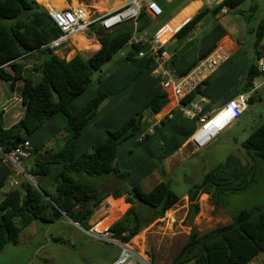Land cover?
Masks as SVG:
<instances>
[{
    "label": "trees",
    "instance_id": "1",
    "mask_svg": "<svg viewBox=\"0 0 264 264\" xmlns=\"http://www.w3.org/2000/svg\"><path fill=\"white\" fill-rule=\"evenodd\" d=\"M35 1H41L43 5L53 2ZM35 1L0 0V81L8 83L11 89L21 85L22 109L20 118L8 127L0 113V156L28 141L32 147L30 157L35 154L28 174L36 177L39 189L24 180L18 187L9 188L4 194L0 201V251L9 244L16 245L23 231L35 221L53 224L67 217L80 228L89 229L87 221L91 211L102 204L104 195L98 185L96 187L87 183L84 177L109 176L123 182L128 179L130 182L131 179L130 190L126 189V200L143 207V214L131 208L109 227L112 237L130 246V240L147 224L163 218L181 199L164 181L166 172L162 163L177 151L185 137L175 139L173 134L165 136L169 129L162 122L151 133L146 132L143 125L146 112L155 116L168 100L159 86V78L152 75L155 67L152 60L147 55L135 58L139 52L146 51L142 45L128 47V52L118 64L117 72L115 70L103 81L98 78L95 91L87 94L88 86L93 83V75L126 47L133 33L132 25L123 24L110 32L97 29L100 48L87 59L77 54L66 61L43 48L58 37L60 31ZM244 1L224 0L214 8L202 6L170 38L169 41L191 38L181 48V55L175 54L170 62V66L176 69L177 78L189 73L208 56L225 34V30L218 26L217 33L211 30L200 41V48L194 51L193 34L198 25L207 17H221L234 11ZM223 8H226V12L221 14ZM151 24L152 20L146 12H141L136 21L137 33L145 32ZM263 27L260 25L256 31L255 46L262 40ZM191 53L194 55L187 57ZM33 54L41 56L40 62L35 64L33 70L25 73L23 60ZM261 56H264L263 52H259L258 57ZM180 60H184L181 70L177 68ZM125 77H131V80L118 95L120 100L115 107L121 108L122 114L129 112L128 115L120 124H115L114 119L122 114L115 115L112 111L114 107L98 119L100 105L111 94L112 88H109L115 87ZM259 77L256 66L252 65L246 73L247 87L250 88ZM147 82L149 85L152 83L154 91L143 96L135 105L136 101L131 99L134 92L147 89ZM206 82L203 81L196 92L180 100L179 105L183 107L195 102L198 95L204 99L199 88ZM86 94L87 99L82 105L73 104ZM105 120L109 124L113 121L114 129L103 127ZM61 131L64 135L55 139L61 143L58 150H54L55 145L39 153L47 139ZM143 134L142 140L138 141ZM138 146L144 151L136 154L135 147ZM243 151L246 159L227 157L222 164L205 174L201 182L189 188L186 193L188 207L185 220L192 223L198 214L200 207L197 200L201 195H209L211 204L217 209L223 206L229 195L245 191L254 184L259 164L264 165V121L244 141ZM154 171H158L161 181L145 192L141 181ZM10 175L9 169L0 165V190L7 186ZM46 180H49L52 191L44 186ZM147 216V221L143 223L142 218ZM122 234L126 235L122 237ZM260 254L264 255V205L242 210L231 217L229 224L202 235L192 228L187 242L170 264H250Z\"/></svg>",
    "mask_w": 264,
    "mask_h": 264
},
{
    "label": "rangeland",
    "instance_id": "2",
    "mask_svg": "<svg viewBox=\"0 0 264 264\" xmlns=\"http://www.w3.org/2000/svg\"><path fill=\"white\" fill-rule=\"evenodd\" d=\"M124 1L125 0H63L62 8L71 4L73 6L78 4L91 14L106 13L119 8ZM182 1L183 0L172 1L166 6L167 10H165L164 14L155 20V23L157 22V27L162 26L168 21L175 13L176 7H180L179 5ZM260 1L261 0H245L234 11L214 21L210 17H207L205 21L203 20V22H201V28L208 22L210 26L221 24L230 32L233 38H237L243 37L241 36V32L243 31L241 27L245 26L249 30L252 29L250 30L251 33L247 31L242 38L243 43L247 46L249 41L256 39L255 32L259 26L264 25L262 9H260L257 4V2L260 3ZM36 3H38V1ZM39 3H41V1H39ZM41 4L39 5L42 7ZM260 4L264 7V3ZM43 6L46 9L52 8L51 4H44ZM193 8L194 7L191 9ZM191 9L183 12L181 16L167 24L161 31L162 35L168 37L177 31L191 16L193 12H191ZM231 28H233V30ZM89 32L90 31H85L83 35L89 37ZM201 32L194 34V44H200ZM128 50L127 46L123 48L102 67L100 72L93 75V83L88 86L87 94L95 91L98 78L103 81L117 69V63L121 61V53H127ZM76 53H79L83 59H87L93 52L79 50L71 40L65 49L58 51L57 55L62 59H70ZM130 80L131 77H125L115 87L109 88H112L111 94L100 105L98 109V119H101V117L111 109L112 105L120 100L118 95L126 89ZM256 82H260V79H256ZM20 88L21 87H15L11 89L8 83L0 81V111H4L3 118L6 127L12 123L11 119L13 112H15L13 121L19 119L22 114L20 103H18L20 99ZM87 94L76 99L73 104L82 105L84 100L87 99ZM255 94L256 95L252 97L251 101L247 103L248 109H246V113L239 118L238 125L233 129L224 132L215 141L199 151H194L192 146L189 145L187 150H184L183 155L180 154L178 156V154H175L173 157L163 161L162 166L166 172L164 181L169 184L170 189L175 192L178 197H181V199L164 214L163 218L147 224L130 240V246L134 253L140 258L143 259L144 257L150 264H170L172 258L179 253L183 245L187 242L188 235L192 228H194L199 235H202L217 227L229 224L231 222V217L242 210H250L254 207L264 205V165L259 164L255 182L250 188L229 195L223 206L217 209L211 204L209 195H201L197 200L200 207L198 214L193 219L192 223L185 220L188 207L186 193L189 188L201 182L205 174L212 171L219 164H222L227 157L234 156L242 160L246 159L243 151V143L248 134L244 133L247 129L243 131L245 127L243 126V128H241L239 124L243 122V120L253 119L255 127L259 122L264 121V91L258 90ZM14 108L15 111H13ZM128 113L129 112L125 111L119 118H115L114 123L120 124V121H122ZM159 116L160 113L156 114L155 118L158 119ZM150 120V123L145 121L143 124L144 127L147 126V129L156 122V120ZM112 123L113 121H110L109 124V122L105 120V126L103 127L112 130L114 129L112 128L114 126ZM44 130L46 131L47 129L44 127ZM62 135H64L63 131L53 138L49 137L44 143V146L40 148L39 153L55 145L57 146L54 150H58L61 143L59 144V141L55 139ZM231 138L235 139V141L233 142ZM135 148L136 154L144 151L141 146ZM28 159L22 163L23 168L26 165H33V158ZM0 162V165H3L2 157ZM105 178L84 177L87 183L93 184L96 187L98 185L100 192L104 195L102 204L97 208V220L98 217H103L105 214L110 213L111 215L106 219L109 223L108 226H110L121 219L131 208H135L138 213L143 214L142 206H139L138 203L132 204L126 200L128 198L126 189L130 190L131 179L130 182L128 181L129 179L127 180L128 182H123L115 177H111V179ZM18 181L20 183L23 182V177L18 178ZM160 181L161 176L158 171H154L141 181V187L145 192H148L151 187ZM39 183H41V181H39ZM8 187L9 186H4V188L0 190V201L4 197ZM147 218L148 216L143 217L142 222L145 223ZM91 219L92 218L89 217L87 223ZM34 223L39 228L35 237L30 240L19 241L17 245L20 244V246L17 249L14 248L12 244L7 245L0 251V264H111L119 256L120 247L118 245L103 241L99 236H97V239H93L86 235L82 231L84 229L81 230L79 226L74 225L76 227L75 229L72 226L67 227L66 222L53 225H45L38 221ZM32 229L33 228L29 227L27 232H30ZM45 230L47 231L45 232ZM111 240L116 239L112 237ZM39 247L42 248L33 254ZM138 256L135 257V262L143 264ZM250 264H264V255L260 254Z\"/></svg>",
    "mask_w": 264,
    "mask_h": 264
},
{
    "label": "built area",
    "instance_id": "3",
    "mask_svg": "<svg viewBox=\"0 0 264 264\" xmlns=\"http://www.w3.org/2000/svg\"><path fill=\"white\" fill-rule=\"evenodd\" d=\"M200 1L205 8H214L222 4L224 0ZM143 11L152 18H158L162 16L163 13L161 8L151 0H130L118 9L97 14H91L80 6L62 9L49 8L46 13L58 28L60 34L58 37L45 44L43 48L52 52L63 50L68 46L72 35L83 34V32L89 30L93 25H97L104 32L113 31L123 24L132 25L133 33L126 46H150L146 51L139 52L135 58H142L144 55H147L152 60L155 66L152 75L159 78L161 90L167 97L172 96L177 100L176 107L181 111L183 117L197 121L198 127L190 136L189 143L194 150L199 151L208 146L219 133L229 127L246 111L247 100L244 95L240 94L234 99L222 104L214 112L207 114H204L202 111V104H204V99L202 97L197 96L198 99L195 102L189 103L187 106H180V100L188 94L196 92L198 86L212 75L219 66L228 60L229 55L221 50H214L203 58L189 73L183 77L177 78L174 70L172 68H167V56L166 53L162 51V48L169 42V37L166 40H162L156 36L148 37L145 34L137 33L136 21ZM225 12L226 8L220 11L221 14ZM256 68L260 74V82H256V80L252 82L250 87L251 94L258 90L264 91V56L258 59ZM158 124L159 121L154 122L149 127V131L157 127ZM143 137L144 134L141 135L138 141H141ZM31 150L32 147L29 142L24 141L18 144L9 153H4L2 155V164L9 169L11 174L8 182L9 188L13 189L18 187V178L20 177H23L27 183L36 184V177L28 174V168L22 167V163L30 157ZM110 226L103 231L97 229V224L90 229L82 230L81 228V230L93 239H97V236H99L101 240L114 243L120 247L118 259L113 264L139 263L135 262V257L137 255L134 253L132 247L121 244L117 240H111L113 234L109 231ZM125 235L126 234H122V237Z\"/></svg>",
    "mask_w": 264,
    "mask_h": 264
},
{
    "label": "crops",
    "instance_id": "4",
    "mask_svg": "<svg viewBox=\"0 0 264 264\" xmlns=\"http://www.w3.org/2000/svg\"><path fill=\"white\" fill-rule=\"evenodd\" d=\"M129 1L130 0H125L124 3H122L120 7L124 6ZM172 1H181V0H155L153 2L156 3L161 8V10L163 12L162 15H163L165 10H167L166 6L169 5ZM260 3H264V0H261ZM260 3L257 2V4L260 7V9H262V16L264 17V7ZM39 4H41V3H39ZM41 5H42V7L40 5L39 6L44 11L47 10L46 8H44L43 4H41ZM75 6H80V5L77 4ZM75 6H73L71 4V5L67 6V7H75ZM179 6L180 7H176L175 13L168 19V21H166V23H164L160 27H157V22L155 23V20L157 18H152L151 16H149L146 13L150 17V19L152 20V24L145 30V32H143L141 34L148 35L149 37H154V36L159 37V34H160L161 36H163L165 38V40L169 37L168 38V40H169L176 33V31L171 36L167 37V36L162 35V32H161L164 29V27L167 24H169L171 21H173L176 18H178L179 16H181V14L183 12H185L187 10H190L192 7H194L193 9H191V12L193 11L191 16L188 18V19H192L197 14V12L200 10V8L203 6V4L201 3L200 0H183L182 3H180ZM67 7H64V8H67ZM56 9H62V8H56ZM210 18L214 21L217 18H219V15L216 18H212V17H210ZM218 26L221 28V30H225V34L218 40L214 50H221L223 52H226L229 55V58H228V60L225 63H223L221 66H219V68L212 75H210L206 79L207 82L205 83V85H203V86H201L199 88L200 92L204 96V104H202V111H203L204 114L214 112L222 104L226 103L227 101H229L231 99H234L236 96H238L240 94L245 96V99L247 100V103L250 102V99L254 95H256L255 94L256 92L253 93V94L250 93V88H248L247 85H246V73H247L248 69L252 65L256 66L258 59H260L262 57V56L258 57L259 52H263L264 53V27H263V30L261 31L262 40H261V42H260V44L258 46H255V42H256L255 40L256 39L249 41L247 46L243 43L242 38L245 36L247 31L249 33H251L250 30H252V29L249 30L245 26L241 27L242 30H243L241 32V36H243V37H237V38H233L230 35V32H228L225 29L224 25L215 24L214 26L213 25L210 26L209 22L206 23V25H203L202 28H201V25H198V27H197L196 31L194 32V34L200 33L202 31L201 32V37H200V41H201L202 38H204V36L207 35L211 30L214 31V33L216 34L217 33L216 30L218 29ZM97 29H100L97 25L92 26L89 30H87V31H90L89 32L90 33L89 37H86L83 34L72 35L70 41L72 40L73 44L76 46V43L78 41L77 37L81 36L87 41H91L93 43H97L98 44V48L96 50H92V52L94 53L100 48V44L97 41V36H98V30ZM231 29L233 30V28H231ZM153 30H155V31H153ZM194 34H193V37H194ZM255 36H256V32H255ZM190 40H191V38H187V39H184V40H172V41L168 42L162 48V51L165 52L166 56H167V63H166L167 68H172L174 70V72H175L176 69L173 66L172 67L170 66V62L172 61V58H173V56L175 54L176 55H181V48L185 45V43L189 42ZM145 47H146V50L150 48L149 45L148 46L145 45ZM192 47H193L194 51H196L197 49L200 48V44H194ZM53 53L55 55H57L58 52H53ZM79 53H76L75 55H77ZM124 54L121 53V56H120L121 59L123 58ZM75 55H73L70 59H72ZM185 55H186V52H185ZM192 55H194V54L191 53L187 57L190 58ZM40 59H41L40 55L33 54L30 57H28L27 59L23 60V62L25 63V65H24L25 73H28L30 70H33V68L36 67L35 64L37 62H40L39 61ZM70 59H65V60L69 61ZM181 61L183 62L184 60H180V62ZM180 62L177 63V66H178L177 68L181 70L182 69V64H184V62L183 63L182 62L180 63ZM117 64H120V62H118ZM117 70L115 72H117ZM19 87H21L20 84L16 85V88H19ZM146 88L147 89L142 88L141 91H135L134 92V94H133L131 99L133 101H136L135 105H137L142 100L143 96L151 94L154 91V88L152 87V83H150V85H149L148 82H147L146 83ZM166 97H167V95H166ZM198 97H200V96L198 95ZM167 100H168V103L159 112L160 116H159L158 119L155 118L156 115L155 116H151V115L148 114L150 116L149 117L148 115H146L147 114L146 113L144 115V120L143 121L144 122L147 121L148 123L151 122L150 119H153L154 121L155 120L159 121L158 127L161 125V122L164 123L165 124L164 126L169 129L168 132L165 133V136L169 137L170 134L171 135L173 134L175 139H182V138L185 137V141L181 144V146L177 149V151L171 156V157H173L175 154H178V156L180 154L183 155L184 154V150H187L189 145H191L189 143V138L192 135V133L195 131V129L198 127V123H197L196 120H191V119H187V118L183 117V115L180 113L181 111L176 107L177 106V100L175 98H173L172 96H169V97H167ZM117 102H119V101H117ZM117 102L112 105L111 109L116 106ZM18 103H20V99H19ZM114 109H116V110H114ZM114 109L112 111L114 112L115 115L120 116L122 114V112L120 110L121 108L115 107ZM13 111H15V108L13 109ZM246 111L243 114H241L229 127H227L225 130H223L221 133H219L211 142L215 141L224 132H227L228 130L233 129L236 125H238L239 118H241L246 113ZM0 113L3 114L4 111L1 110ZM14 115H15V112H13L12 119H11L12 120L11 124H13L16 121V120L13 121V119L15 117ZM262 123H263V121L259 122V124H257V126L254 127V120L253 119H246V120H243V122H241L239 125H241V128H243V126L245 127V128H243V131H245L247 129V131L244 132V133H247L248 134L247 137H248ZM146 127H145L146 132L147 133H151L152 130L149 131V128L147 129ZM252 127H254V128H252ZM247 137H246V139H247ZM231 140L233 142L235 141V139H233V138H231ZM194 151H196V150H194ZM190 153H192V152H190ZM1 157L2 156H0V160H1ZM32 157H35V154H32L30 159ZM24 168H29V166L26 165V166H24ZM111 177L113 178V176H109V177H106L105 179H111ZM7 186H8V184H7ZM44 186L47 189H49L50 191H52V188L50 187L51 186L50 182L48 180H46V182H44ZM8 189H9V187H8ZM110 215H111L110 213H107L103 217H98V220H97V207L94 208L91 211V216H90L92 219L89 220V222L87 223V227L90 228V227H92V226H94L96 224H99V223L103 222ZM64 222L67 223V227L72 226V227H74L76 229V227L74 226L75 223L73 224L66 217H62L61 219H59L57 222H55L53 224L64 223ZM53 224H45V225H53ZM75 225L79 226L77 224H75ZM29 227H31L33 229L30 232H27V229ZM38 229L39 228L33 222L31 225H29L23 231L19 241L21 242V241H24V240H28V239L30 240V239L34 238ZM46 231L47 230H45V232ZM19 246H20V244L13 245V247L16 248V249ZM41 248L42 247L37 248L34 251L33 254H35ZM117 259H115L111 264H113ZM26 264H28V263H26Z\"/></svg>",
    "mask_w": 264,
    "mask_h": 264
},
{
    "label": "bare ground",
    "instance_id": "5",
    "mask_svg": "<svg viewBox=\"0 0 264 264\" xmlns=\"http://www.w3.org/2000/svg\"><path fill=\"white\" fill-rule=\"evenodd\" d=\"M52 8L50 9H55V8H62L63 6V0H53V2L51 3ZM98 8V7H96ZM76 38V37H75ZM74 39V38H73ZM159 39L165 40V38L163 36H159ZM77 43H76V47L81 50V51H92V50H96L98 48V44L97 43H93L91 41H87L85 40L83 37L79 36L77 37ZM205 198V197H204ZM109 223L107 220H104L103 222L97 224V229L99 231H103L108 227ZM145 261V260H144Z\"/></svg>",
    "mask_w": 264,
    "mask_h": 264
},
{
    "label": "water",
    "instance_id": "6",
    "mask_svg": "<svg viewBox=\"0 0 264 264\" xmlns=\"http://www.w3.org/2000/svg\"><path fill=\"white\" fill-rule=\"evenodd\" d=\"M47 10H45V12H46ZM190 19H188L187 21H189ZM186 21V22H187ZM186 22H184L183 24H182V26L186 23ZM181 26V27H182ZM180 27V28H181ZM28 185H32L33 187H35L36 189H38V187H37V185L36 184H30V183H28ZM39 190V189H38ZM42 195L45 197V198H47L46 197V195L44 194V193H42ZM49 202L51 203V204H53V202H51L50 200H49ZM54 205V204H53ZM67 218V217H66ZM68 219V218H67ZM72 222V221H71ZM73 223V222H72ZM74 224V223H73ZM75 225V224H74ZM136 254V253H135ZM137 255V254H136ZM138 256V255H137ZM139 257V256H138ZM140 258V257H139ZM141 259V261L144 263V264H149V263H147L146 261H144L142 258H140Z\"/></svg>",
    "mask_w": 264,
    "mask_h": 264
},
{
    "label": "clouds",
    "instance_id": "7",
    "mask_svg": "<svg viewBox=\"0 0 264 264\" xmlns=\"http://www.w3.org/2000/svg\"><path fill=\"white\" fill-rule=\"evenodd\" d=\"M144 260V259H143ZM143 263V262H142ZM144 264V263H143Z\"/></svg>",
    "mask_w": 264,
    "mask_h": 264
}]
</instances>
